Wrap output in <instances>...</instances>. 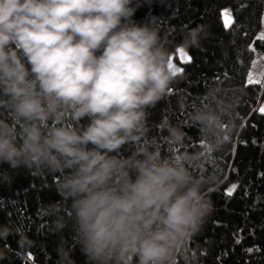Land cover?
<instances>
[{"label": "clouds", "instance_id": "clouds-1", "mask_svg": "<svg viewBox=\"0 0 264 264\" xmlns=\"http://www.w3.org/2000/svg\"><path fill=\"white\" fill-rule=\"evenodd\" d=\"M145 2L0 0V164L60 174L70 205L67 219L52 206L54 226L71 222L86 264H172L211 211L213 177L140 143L146 109L174 79L155 18H134ZM199 39L193 30L183 44ZM224 115L200 108L193 118L216 132ZM11 234L0 225V239ZM57 251L76 264L70 247Z\"/></svg>", "mask_w": 264, "mask_h": 264}, {"label": "trees", "instance_id": "trees-1", "mask_svg": "<svg viewBox=\"0 0 264 264\" xmlns=\"http://www.w3.org/2000/svg\"><path fill=\"white\" fill-rule=\"evenodd\" d=\"M225 6L232 11L231 27L225 26ZM146 17L155 18L170 52L169 65L183 72L174 75L166 94L146 109L140 143L184 162L196 175L214 178L204 188L211 211L177 248L172 264H264V113L258 110L264 105V84L247 83L256 50H264V39L259 38L264 0H146L134 18L143 22ZM193 30L199 32V43L186 46L191 61H183L177 48ZM262 67L264 63L258 70ZM200 108L223 110L222 129L209 132L195 121L193 114ZM130 150L125 145L123 155ZM194 152L199 158L188 159ZM60 182L59 173L0 164V225L12 229L6 240L0 239V264H61V246L72 249L76 264H86L72 239L71 222L62 231L54 226L52 206L67 219L70 205L59 191ZM20 234L31 244L20 247Z\"/></svg>", "mask_w": 264, "mask_h": 264}, {"label": "snow or ice", "instance_id": "snow-or-ice-1", "mask_svg": "<svg viewBox=\"0 0 264 264\" xmlns=\"http://www.w3.org/2000/svg\"><path fill=\"white\" fill-rule=\"evenodd\" d=\"M223 15H224V19H225V26L231 27V25L233 23V18L231 16V13L228 10H225ZM259 38L264 39V32H262L260 34ZM249 48L254 51V48H252L251 45L249 46ZM179 51L181 52V54L183 55V58L187 62L191 61V57L186 54V52L183 48H181ZM252 63L255 64V63H257V61L253 60ZM169 67L173 69L174 75H176L177 73L183 72L182 68H177L174 65L170 64ZM226 75H227V73H225V76ZM217 80H219V77H217ZM247 83L248 84H264V67H262L261 70L255 74L250 72L248 74ZM258 110H259V112L264 113V105L260 106ZM254 111H255V109H254ZM224 127H226V126H224ZM223 139H227V137L225 136V137H223ZM205 147L207 149V153H211V151H212L211 147L206 145V144H205ZM205 159H207L211 163H215V161L212 159V157L210 155H205ZM235 187H236V185H233L232 188H230L228 190L229 194H231L235 190ZM252 250L253 249H249V251H252Z\"/></svg>", "mask_w": 264, "mask_h": 264}, {"label": "rangeland", "instance_id": "rangeland-1", "mask_svg": "<svg viewBox=\"0 0 264 264\" xmlns=\"http://www.w3.org/2000/svg\"><path fill=\"white\" fill-rule=\"evenodd\" d=\"M225 10H228L230 13H231V16H232V11H231V8H230V6H225L223 9H222V15L224 14V11ZM233 18V17H232ZM223 19H224V15H223ZM224 22H225V19H224ZM262 32H264V21H263V25H262V28H261V30L259 31V33H262ZM181 48H183L184 50H185V52H186V54L188 55V56H190L189 55V52H188V50H187V48H186V46L183 44H181L178 48H177V50L179 51ZM181 60H183V61H185V59L184 58H182ZM255 61H257V63H253V66H252V68H251V73H253V74H255V73H257V72H259V70H258V67L259 66H262V64L264 63V50H256V55H255ZM176 67H178V65H175Z\"/></svg>", "mask_w": 264, "mask_h": 264}]
</instances>
